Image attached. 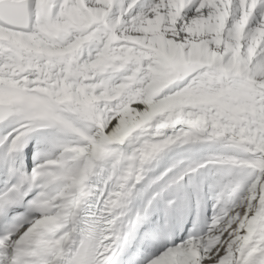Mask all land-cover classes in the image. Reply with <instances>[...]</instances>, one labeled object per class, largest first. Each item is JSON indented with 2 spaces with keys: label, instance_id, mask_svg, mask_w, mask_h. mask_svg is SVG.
Instances as JSON below:
<instances>
[{
  "label": "snow or ice",
  "instance_id": "snow-or-ice-1",
  "mask_svg": "<svg viewBox=\"0 0 264 264\" xmlns=\"http://www.w3.org/2000/svg\"><path fill=\"white\" fill-rule=\"evenodd\" d=\"M0 264H264V0H0Z\"/></svg>",
  "mask_w": 264,
  "mask_h": 264
}]
</instances>
